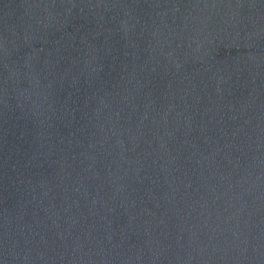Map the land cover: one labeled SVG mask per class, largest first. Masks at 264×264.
<instances>
[{"label": "water", "instance_id": "obj_1", "mask_svg": "<svg viewBox=\"0 0 264 264\" xmlns=\"http://www.w3.org/2000/svg\"><path fill=\"white\" fill-rule=\"evenodd\" d=\"M0 264H264V0H0Z\"/></svg>", "mask_w": 264, "mask_h": 264}]
</instances>
